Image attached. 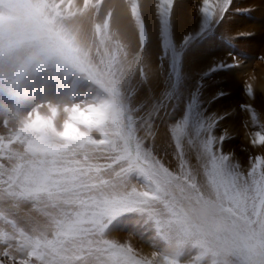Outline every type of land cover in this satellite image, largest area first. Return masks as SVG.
Returning <instances> with one entry per match:
<instances>
[{"label": "snow or ice", "instance_id": "snow-or-ice-1", "mask_svg": "<svg viewBox=\"0 0 264 264\" xmlns=\"http://www.w3.org/2000/svg\"><path fill=\"white\" fill-rule=\"evenodd\" d=\"M232 3L203 0L198 27L174 42V0L157 5L159 32L152 37L133 2L139 50L127 72L113 76L93 102L65 109L62 130L53 122L54 107L51 117L39 110L0 113L7 130L0 135V264H201L205 257L211 264H264V159L256 158L246 178L227 155L214 152L212 129L224 116L205 115L202 99L206 79L238 67L241 53L229 51L231 63L218 60L192 79V66L209 49H235L234 41L251 35L216 33ZM154 52L164 85L158 93L140 67ZM247 92L252 95L251 85ZM224 95L218 91L207 103ZM178 109L182 116L174 119ZM157 119L175 143L178 173L144 146ZM185 140L197 152L203 180L189 165ZM253 143L264 145V134L257 132ZM213 203L218 212L199 219V210ZM129 227L153 231L161 250L138 257L130 245L105 238ZM193 249L195 258L183 260Z\"/></svg>", "mask_w": 264, "mask_h": 264}, {"label": "rangeland", "instance_id": "rangeland-1", "mask_svg": "<svg viewBox=\"0 0 264 264\" xmlns=\"http://www.w3.org/2000/svg\"><path fill=\"white\" fill-rule=\"evenodd\" d=\"M119 1L127 8L128 18L136 32L137 43L131 48L124 43L115 25L118 8L113 6L114 0L90 1L88 18L92 24V33L90 37L86 36L87 42L83 44H80L72 33L70 20L75 17L74 12L77 14L85 6L87 0H75L74 5H70L68 0L64 3L62 0H0V113L26 116L29 112L39 110L43 116V109L54 107L66 120L68 114L64 112L65 109L93 102L113 76H120L127 72L133 52L139 50V28L131 15L133 2H138L136 0ZM159 2L160 0H150L149 3L152 7L151 16L155 22L154 33L157 36ZM215 2L216 0H213V3ZM73 6L75 7L72 9ZM202 6L203 0H174L173 15L170 18L174 42H178V36L198 27V22L202 19L199 11ZM258 8H264V0H233L228 12L224 14V20L216 25V33L235 36L246 32L251 35L234 41L235 49L224 46L209 49L205 54L206 58L193 65L200 68L192 72L194 82L198 79V73L202 69L211 67L214 62L227 61V59L232 62L229 51H232L233 55L236 51L241 53L237 57L241 61L238 67L230 69L227 73H213L212 78L206 79L205 83L208 87L205 93L203 92L202 99L205 101L203 107L207 110L205 115L215 113L217 116H224V119L212 129V134L217 138V142L213 144V151L227 155L228 163L246 178L256 163V158L264 159V145L253 143L257 132L264 134V96H256V104H251L252 102L247 99H254V95L248 94L247 79L244 80L243 72L239 71L248 66L249 71L259 72L258 67H264V40L259 42L258 33L254 32L257 25L261 28V32L264 31V15L258 14ZM93 24L96 26L94 27ZM241 24H244V27ZM145 29L149 34L146 25ZM256 45H259V51L263 49V52L254 51L253 48ZM157 49L159 51V48ZM154 58L157 64L153 66V69L143 64L140 67L143 68L149 78L148 81H151V86L158 93L164 85L157 72L160 67L159 58L155 54ZM238 72H240L238 75H241V82L232 90H225V81L229 80L227 75ZM139 75V69H137L135 79H138ZM218 91H224L225 95L208 104L207 100ZM241 105L247 107L242 108ZM252 111L256 114L255 120ZM181 116L182 111L178 109L174 119H180ZM154 130L155 136L145 139L144 146L151 149L153 155L171 171L178 173L179 160L171 133L158 119L154 124ZM225 133L228 138L221 145L218 138ZM92 134L95 138H100L98 133ZM0 135H7L2 118H0ZM144 135V130L139 129L137 136ZM194 155L196 156H186V158L191 167L201 171L198 179L203 180V169L200 168L196 151ZM100 162H104L103 157ZM261 171H264V168ZM135 237L136 240L133 241ZM105 238L118 244L130 245L138 257L151 258L149 255L142 254L145 248L156 252L161 250L162 242L154 238V232L151 230L131 227L116 229L109 231ZM135 245H138L140 251ZM197 254L198 250L193 249L182 259L185 261L194 259ZM204 261L206 264H211V259L208 257H205ZM204 261L201 264H204Z\"/></svg>", "mask_w": 264, "mask_h": 264}, {"label": "bare ground", "instance_id": "bare-ground-1", "mask_svg": "<svg viewBox=\"0 0 264 264\" xmlns=\"http://www.w3.org/2000/svg\"><path fill=\"white\" fill-rule=\"evenodd\" d=\"M63 3L67 0H62ZM69 1V4L70 5H74L75 3V0H68ZM92 0H87L85 6L83 8H81L80 11L77 12V14L74 12L73 16H75L73 19L70 20L71 22V30H72V33L74 34V36L76 37V39L78 40V42L80 44H83L84 42H87V37H90L91 36V33H92V29H91V22H89V18H88V14L90 12V5H91V2ZM140 5H141V18L143 19L148 31H149V35L150 37H152L153 35H155L154 33V30H155V22L151 16L152 14V7L150 6V0H136ZM100 5V4H99ZM117 6L118 8V11H116V15H117V21L115 23V25L117 26V29H118V33L120 35V37L124 40V43L128 46V47H132L133 45H135L137 43V37H136V32H135V29L133 28V26H131V22L128 18V10L127 8H125L119 0H114V4L113 6ZM255 5V4H254ZM76 6V5H75ZM71 7L72 9L75 7ZM103 7V6H102ZM176 7V6H175ZM261 7V6H260ZM114 8V7H113ZM78 9V8H77ZM259 9V8H258ZM102 10V9H101ZM154 10V9H153ZM112 11V10H111ZM257 11V10H255ZM106 12V11H105ZM259 13H262L261 15H264V8L262 9H259ZM71 16H72V13H71ZM72 16V17H73ZM115 16V15H114ZM178 16V15H177ZM97 18V17H96ZM201 19V18H200ZM199 23V22H198ZM94 27L96 26L95 24H93ZM243 25L244 27V24H241ZM179 26V25H178ZM242 27V28H243ZM246 27V25H245ZM240 29H242L241 27H239ZM263 28V27H262ZM239 29V30H240ZM260 27L257 25L255 28H254V32L258 33V39H259V42L264 40V31H260ZM94 31V30H93ZM243 31V30H242ZM241 31V32H242ZM260 32V33H259ZM246 33V32H245ZM87 36V37H86ZM86 37V38H85ZM180 37V36H178ZM256 37V36H255ZM257 38V37H256ZM76 41V40H75ZM93 41V40H92ZM103 41V40H102ZM252 44V43H251ZM105 48V47H104ZM253 48V47H252ZM254 51H259V45L255 46V48H253ZM103 51V49H102ZM156 51H158V49H156ZM260 52H263V49H261L259 51ZM154 54L155 52L153 53V55L150 57V59L148 60L146 66L147 67H151L153 69V66L155 67V64H157V61L155 60L154 58ZM156 55V54H155ZM230 58V57H229ZM227 62H231L230 60L227 59ZM2 67V66H1ZM246 67V68H245ZM243 67V69H239V71L243 72V79L246 80V84L249 86L251 85V88H252V93L254 95V99L252 100H249L247 99L248 101L252 102L251 104H254L255 103V97L256 96H264V67H258L260 69L259 72L255 71V70H250V67L248 66H245ZM196 68H200L198 66H192V72H195L196 71ZM1 69V68H0ZM235 71H237V69H234ZM3 73V72H2ZM240 72L238 73H229L227 75V77L229 78L228 81H225V90H232L235 86H237L241 81V75H238ZM149 79V78H148ZM151 82V81H150ZM242 84V83H241ZM245 86V85H244ZM242 92V91H241ZM205 93V92H204ZM242 94V93H241ZM253 97V96H251ZM250 97V99H251ZM230 98V96H229ZM228 98V99H229ZM229 101V100H228ZM227 101V102H228ZM256 104V103H255ZM226 106V104H225ZM228 106V105H227ZM50 107L49 108H45L43 109L42 111V114L43 116L46 117V115H51V112L49 111ZM221 109V108H220ZM229 117V116H228ZM227 120V119H226ZM65 119L63 117V115L60 113V111L58 112L57 111V115L54 117V124L62 130L63 128V123H64ZM171 121V120H170ZM237 123V122H236ZM235 123V124H236ZM232 125V124H231ZM228 126V125H227ZM233 126V125H232ZM235 126V125H234ZM226 127V126H225ZM232 128V127H231ZM231 130V129H230ZM245 130V129H244ZM252 131V130H251ZM233 132V131H232ZM243 132V131H242ZM246 132V131H245ZM257 132V131H256ZM248 133V132H247ZM255 134V133H254ZM247 135V134H246ZM253 136V134H252ZM247 139L246 136H243ZM243 138V140L245 139ZM255 139H256V136H255ZM254 139V140H255ZM249 140V139H247ZM250 141V140H249ZM255 144V143H254ZM233 146V145H232ZM244 147V146H243ZM251 147V146H250ZM185 148H187L185 150L186 152V156H196L194 155V150L191 149L187 143H186V140H185ZM234 148V147H233ZM226 149V148H225ZM237 150V149H236ZM235 153V152H234ZM224 154V153H223ZM230 155V154H229ZM234 155V154H233ZM240 156V155H238ZM244 156V155H243ZM237 159V158H236ZM239 159V158H238ZM245 159V158H244ZM247 159V158H246ZM118 235V233H117ZM123 236V235H122ZM122 238V237H121ZM126 238V237H125ZM128 238V237H127ZM129 239V238H128ZM133 241L136 240V237L135 239H132ZM139 240V239H138ZM142 240V239H141ZM140 240V241H141ZM132 241V242H133ZM129 242V241H128ZM133 244V243H131ZM141 244V243H140ZM137 247V250L138 249V245H135ZM142 248V246H140ZM151 248V247H150ZM136 250V248H135ZM143 250V249H142ZM156 250V249H155ZM140 251V250H139ZM156 251L154 250H150V249H144V251L142 252V254L144 255H149L150 257H152L153 253H155Z\"/></svg>", "mask_w": 264, "mask_h": 264}, {"label": "clouds", "instance_id": "clouds-1", "mask_svg": "<svg viewBox=\"0 0 264 264\" xmlns=\"http://www.w3.org/2000/svg\"><path fill=\"white\" fill-rule=\"evenodd\" d=\"M219 208L216 204H209L207 206L202 207L198 212V217L201 220L211 219L216 212H218Z\"/></svg>", "mask_w": 264, "mask_h": 264}]
</instances>
